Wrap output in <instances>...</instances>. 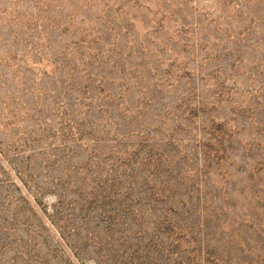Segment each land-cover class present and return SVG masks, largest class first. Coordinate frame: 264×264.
Returning <instances> with one entry per match:
<instances>
[{
    "label": "rangeland",
    "instance_id": "1",
    "mask_svg": "<svg viewBox=\"0 0 264 264\" xmlns=\"http://www.w3.org/2000/svg\"><path fill=\"white\" fill-rule=\"evenodd\" d=\"M1 263L264 264V0H0Z\"/></svg>",
    "mask_w": 264,
    "mask_h": 264
},
{
    "label": "trees",
    "instance_id": "2",
    "mask_svg": "<svg viewBox=\"0 0 264 264\" xmlns=\"http://www.w3.org/2000/svg\"><path fill=\"white\" fill-rule=\"evenodd\" d=\"M101 78H103V77H101ZM103 88V87H102ZM95 89H99V88H95ZM102 90V89H101ZM83 95H85V93H82ZM174 171H175V173H180V170H177V169H174ZM171 174H172V168H171ZM1 264H3V263H1Z\"/></svg>",
    "mask_w": 264,
    "mask_h": 264
}]
</instances>
